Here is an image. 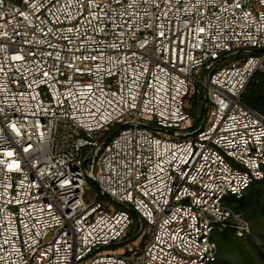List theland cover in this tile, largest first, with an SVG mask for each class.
I'll return each instance as SVG.
<instances>
[{"label":"built area","instance_id":"2783aa9c","mask_svg":"<svg viewBox=\"0 0 264 264\" xmlns=\"http://www.w3.org/2000/svg\"><path fill=\"white\" fill-rule=\"evenodd\" d=\"M263 69L264 0H0V264H212Z\"/></svg>","mask_w":264,"mask_h":264},{"label":"trees","instance_id":"16d2710c","mask_svg":"<svg viewBox=\"0 0 264 264\" xmlns=\"http://www.w3.org/2000/svg\"><path fill=\"white\" fill-rule=\"evenodd\" d=\"M242 100L252 109L264 113V70L256 72L251 78ZM223 204L249 222L251 233L242 237L237 235L235 229L213 233L218 254L212 264H264V179L253 181L238 198L225 197ZM132 216L135 232L128 236L130 240L137 238L141 226L140 217L136 213H132Z\"/></svg>","mask_w":264,"mask_h":264},{"label":"rangeland","instance_id":"374dc122","mask_svg":"<svg viewBox=\"0 0 264 264\" xmlns=\"http://www.w3.org/2000/svg\"><path fill=\"white\" fill-rule=\"evenodd\" d=\"M226 62H229V60L228 61H226ZM264 70V69H263ZM191 103H192V111H195V113H191L193 116H196L197 114H198V109L201 107V105H202V103H200V100L198 99V98H194V99H192L191 100ZM199 106V107H198ZM207 107H208V104L206 105ZM161 136L162 137H167V135H165V134H161ZM93 183V182H92ZM93 185L95 186V184L93 183ZM238 198V197H237ZM106 199V198H105ZM108 200V199H107ZM110 201H111V203L113 204V206L117 209V208H121V206H119L118 204H117V202L115 201V200H113V199H110ZM132 232H135V222H133V224L131 225V227H130V229H129V233H132ZM251 233V232H250ZM135 239H137V238H135ZM134 239V240H135ZM137 242H140V240L139 239H137L136 240V243ZM121 248H122V250L124 251V247H125V244H120L119 245Z\"/></svg>","mask_w":264,"mask_h":264},{"label":"water","instance_id":"95a60500","mask_svg":"<svg viewBox=\"0 0 264 264\" xmlns=\"http://www.w3.org/2000/svg\"><path fill=\"white\" fill-rule=\"evenodd\" d=\"M92 182L96 185V182H95V180L94 179H92Z\"/></svg>","mask_w":264,"mask_h":264},{"label":"snow or ice","instance_id":"6c2138e0","mask_svg":"<svg viewBox=\"0 0 264 264\" xmlns=\"http://www.w3.org/2000/svg\"><path fill=\"white\" fill-rule=\"evenodd\" d=\"M9 155H11V153H9Z\"/></svg>","mask_w":264,"mask_h":264}]
</instances>
